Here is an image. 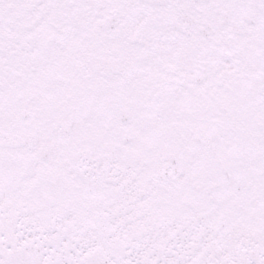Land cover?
<instances>
[{
  "label": "snow or ice",
  "instance_id": "1",
  "mask_svg": "<svg viewBox=\"0 0 264 264\" xmlns=\"http://www.w3.org/2000/svg\"><path fill=\"white\" fill-rule=\"evenodd\" d=\"M0 264H264V0H0Z\"/></svg>",
  "mask_w": 264,
  "mask_h": 264
}]
</instances>
